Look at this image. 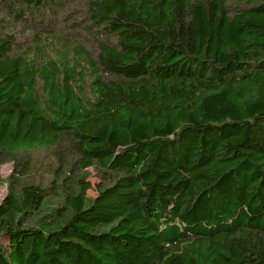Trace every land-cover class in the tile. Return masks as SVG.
<instances>
[{
    "label": "trees",
    "instance_id": "obj_1",
    "mask_svg": "<svg viewBox=\"0 0 264 264\" xmlns=\"http://www.w3.org/2000/svg\"><path fill=\"white\" fill-rule=\"evenodd\" d=\"M72 1L0 4L43 21ZM85 13L73 24L98 35L96 56L0 33V170L14 165L0 264H264V0H87ZM39 150L57 161L47 189L22 184ZM83 165L103 174L95 198Z\"/></svg>",
    "mask_w": 264,
    "mask_h": 264
},
{
    "label": "rangeland",
    "instance_id": "obj_2",
    "mask_svg": "<svg viewBox=\"0 0 264 264\" xmlns=\"http://www.w3.org/2000/svg\"><path fill=\"white\" fill-rule=\"evenodd\" d=\"M87 0H73L65 6L52 9L49 7L44 12L45 20L41 21L40 17L35 14L25 12L21 17L14 14L10 16L6 11V5L0 4V30L3 35H12L15 37L21 50H25L35 44L34 35H41L42 40L52 38L53 35H59L69 42L75 44L80 43L87 47L94 56L97 55V43L95 38L97 34H88L87 31H79L75 29L74 21L77 24L86 27L89 22L85 21V8ZM37 15L39 13L36 12ZM26 17V19H22ZM35 19V20H34ZM8 20V21H7ZM93 31V28H90ZM58 54L57 50H50L49 56L54 58ZM13 164H7L1 167L0 176V201L9 193V179L13 172ZM84 169L77 173L78 178L85 179L82 183L84 193L89 198H95L100 191L102 185V172L97 166L83 165ZM57 168V161L53 150H39L30 156L29 172L24 174L22 179L23 185L36 184L42 188H49L54 181V170ZM107 185V184H106Z\"/></svg>",
    "mask_w": 264,
    "mask_h": 264
}]
</instances>
